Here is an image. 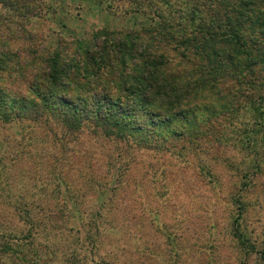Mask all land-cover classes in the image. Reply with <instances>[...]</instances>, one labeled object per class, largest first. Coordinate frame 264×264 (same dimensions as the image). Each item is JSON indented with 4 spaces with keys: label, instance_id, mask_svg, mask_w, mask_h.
Listing matches in <instances>:
<instances>
[{
    "label": "rangeland",
    "instance_id": "obj_1",
    "mask_svg": "<svg viewBox=\"0 0 264 264\" xmlns=\"http://www.w3.org/2000/svg\"><path fill=\"white\" fill-rule=\"evenodd\" d=\"M167 2L201 9L208 25L221 9L211 0H27L26 12L0 2V39L67 55L98 30L143 33ZM199 37L191 40L205 44ZM171 46L172 56L182 50ZM188 46L191 62H207ZM239 115L207 112L199 126L181 123L147 142L90 120L68 128L56 114L0 120V264H264V120ZM240 122L261 129L253 149ZM237 217L254 250L234 234Z\"/></svg>",
    "mask_w": 264,
    "mask_h": 264
},
{
    "label": "trees",
    "instance_id": "obj_2",
    "mask_svg": "<svg viewBox=\"0 0 264 264\" xmlns=\"http://www.w3.org/2000/svg\"><path fill=\"white\" fill-rule=\"evenodd\" d=\"M26 1L0 0L7 9L19 6L30 12ZM211 2L221 5L211 25L201 9L187 11L178 2H167L166 8L152 9L158 18L143 33L98 30L76 41L67 55H41L33 42L28 48L13 47L26 40L18 35L1 38L0 120L41 122L56 114L68 128L78 129L90 120L106 134H132L142 142L163 132L175 133L181 123L197 127L207 112L218 119L240 116L245 110L258 124V118L264 120V85L256 80L264 75V67L252 64L264 63V0ZM31 12L39 14L36 9ZM194 34L205 44L193 42ZM171 45L182 50L173 49L177 53L172 56ZM187 45L199 46L207 59L203 64L210 66L191 62ZM232 80L241 90H226ZM23 81L29 86L21 97L16 91ZM235 127L253 149L261 129L241 122ZM238 218L233 221L234 234L254 250Z\"/></svg>",
    "mask_w": 264,
    "mask_h": 264
}]
</instances>
